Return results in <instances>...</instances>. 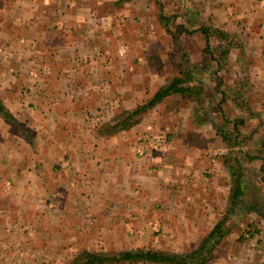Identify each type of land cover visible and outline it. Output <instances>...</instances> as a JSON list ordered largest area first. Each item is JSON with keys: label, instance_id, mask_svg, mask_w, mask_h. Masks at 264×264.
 Masks as SVG:
<instances>
[{"label": "crops", "instance_id": "crops-1", "mask_svg": "<svg viewBox=\"0 0 264 264\" xmlns=\"http://www.w3.org/2000/svg\"><path fill=\"white\" fill-rule=\"evenodd\" d=\"M194 1L205 10V0ZM208 2L219 23L249 39V62L230 61L238 76L249 72V99L264 103V0ZM155 5L0 0V99L13 117L0 115V264H70L97 249L185 253L227 214L230 148L197 119L196 102L177 106L170 99L183 97L173 95L129 130H100L153 98L180 67ZM151 130L168 134L170 150L136 155ZM252 185L243 212L257 207ZM257 209L229 215L220 240L227 252L211 264H264V253L242 247L249 229L264 249Z\"/></svg>", "mask_w": 264, "mask_h": 264}, {"label": "trees", "instance_id": "trees-1", "mask_svg": "<svg viewBox=\"0 0 264 264\" xmlns=\"http://www.w3.org/2000/svg\"><path fill=\"white\" fill-rule=\"evenodd\" d=\"M187 14H184V18ZM159 19L162 22L165 21L163 14L159 15ZM167 31L171 33L169 25L163 24ZM202 33L205 39L204 52L207 56H210V61L215 63L214 68H217L214 74H218L222 70H228L230 66L229 60L233 50L241 48L236 37L229 32L222 30L221 28L205 23V26H201L198 29ZM188 34L189 32L186 30ZM182 62L179 65L178 71L175 78L166 86L162 87L153 98L145 102L143 105L138 106L133 111H126L119 116L114 124L105 125L100 130H105L108 135H114L120 131L129 130L135 125L139 124L146 113L155 108L158 104L162 103L166 98L173 95H180L183 98L190 99L197 103L198 106H202L203 103L214 99L216 96L218 99L217 108L218 112L222 115L225 113V108L222 107L224 101H228L229 95L226 90H221L223 85H226V79L222 76L218 77L217 82L214 86V97L213 94H208L207 84L210 77L207 76L209 71V65L205 67H199V65L190 64L188 61V54L182 52ZM187 64V66H186ZM190 64V65H189ZM184 68V69H183ZM182 69V70H181ZM194 69L195 73L190 70ZM205 72V86L203 74ZM236 85H245L243 82H238ZM231 87V86H230ZM236 91L232 93L234 100L239 98L243 93L241 89L232 87ZM210 105H208L209 107ZM222 107V109H221ZM238 111L246 110L247 108L243 105L237 106ZM205 113H207L205 111ZM208 114V113H207ZM0 115L7 122L13 121V117L10 115L2 100L0 99ZM252 112L250 116H254ZM221 119V118H220ZM225 124H217L216 118L205 117V122H211L215 127L217 135L222 138L228 148L235 149L239 147L240 143L236 142L241 136V130L239 124H243L244 121H235L232 123V128L227 129L226 119L223 118ZM230 124V123H229ZM235 137V138H234ZM225 162L229 165L230 173L232 176V190L229 201V209L224 218L219 221L217 226L213 229L210 235L198 244L196 248L186 253L169 252L160 249H137V250H123L119 252H92L82 251L70 264H209L213 260V253L216 246L220 243V240L226 235L225 223L230 214L236 213V209H240L239 216H244L249 210H256L257 207L249 208L245 212L242 210L246 206L245 195L248 189V181L246 175L243 172L242 163L237 158L230 156L225 157ZM232 163V164H231ZM259 215H262L261 211L257 209Z\"/></svg>", "mask_w": 264, "mask_h": 264}, {"label": "rangeland", "instance_id": "rangeland-1", "mask_svg": "<svg viewBox=\"0 0 264 264\" xmlns=\"http://www.w3.org/2000/svg\"><path fill=\"white\" fill-rule=\"evenodd\" d=\"M153 1L156 2L155 11L159 12V15L163 14L165 16V21L162 23L160 21L162 27L165 28V26L163 25L164 23L168 24L171 34H173V37L175 38V43L177 46L176 47L177 58L180 59V61L182 62L183 60L181 58V54L182 52H186L190 60L188 62L192 64V66L199 65V67L200 66L205 67L209 65V71L207 72V76L210 77V79H208V84H207L208 94L210 95L213 94L214 97L213 89L215 83L218 80V77L222 76L223 78L226 79V85H223L221 88V90L223 89L226 90L229 95L228 101H224L222 105V107L225 108V113L222 112L223 113L222 115L227 122L226 128L231 129L232 128L231 125L235 121L242 120L244 122L243 124H239L241 130V136L239 137L238 140H236V142L240 143L239 147L232 150L229 149L225 157L228 155L232 158L233 157L237 158V160H239L242 163L243 172L246 175V180L249 182V184L250 183L251 185L253 184L252 186L256 189V191L254 190L253 192L250 191L248 193L250 195L248 197V201L251 198L252 201H255L254 204H256V206L259 207L260 210L261 209L263 210L262 216L264 219V186L259 187V184H257V181L264 182V116H263L264 114L255 117L250 116L251 112L253 114L263 112L262 109L264 107V103L261 101H256L255 99L254 100L251 98L249 99L250 97L249 94H251V85H252L251 79L249 77V72L243 71V74L238 76L235 70H233V65L230 60H229L230 66L228 67V70H222L218 74L217 73L214 74V71L216 72L217 68L213 67L215 66V63H212L210 61V56H207L204 52L206 46L205 39L202 33L198 31V29L201 26H205V23H207V24H213L221 28L222 30L234 35L238 40L239 46H241V48L233 50L231 57L232 58L235 57L239 62H243V63L249 62L248 56L242 52V50H245V47L248 45L249 39L245 37L244 34H239L238 32L239 29L237 27L236 29H231L230 27L228 28L227 26H224L221 23H219L218 13L220 9L218 10V8H216V5L214 7L212 4L208 2V0H205V10H203L202 6H200L194 0H153ZM184 14H187L186 18H184ZM237 23L238 25H242V24L247 25L246 21L241 22L236 20L234 24L237 26ZM186 30L192 33L188 34ZM235 51H238L239 53H236ZM190 71L192 73H195V75L198 74L197 72L194 71V69ZM203 78H204V86H205V72L203 74ZM232 80H234V83L229 84L231 83ZM238 82H243L245 85H236ZM232 87L238 88L239 90L242 88L241 92L243 94L236 100L232 99L233 98L232 93L236 94V91L230 89ZM207 98L209 100L206 103L204 102L202 106L197 105L199 107L198 109L199 111H197V113L200 114L199 116L197 115V119L199 118L201 120H205V117H207L210 120L212 117H214L216 118L217 124L219 122H220L219 124H225V122H223L222 115L218 112V108H217V104L220 99H218L217 96L212 100H210L211 97L210 98L207 97ZM170 102L179 106L185 103L186 101L184 100V98H178V99L172 98L170 99ZM208 105L210 106L208 107ZM240 105L245 106L247 109L242 111H240L241 110L240 109L238 111L237 109L239 108L237 106ZM205 111L208 114L205 113ZM167 137L169 140L168 134ZM254 192L258 193L257 196L254 195ZM236 219H239V216L236 217ZM248 231L244 235H242L243 237L242 240L244 241L242 244L243 249H245L244 247H246L245 250L248 249L251 250L254 248L257 249L259 253H264V249L263 248L261 249L256 238H254V236L252 237ZM149 249H156V248H149ZM160 250H164V249H160ZM226 250H227L226 245L219 243L216 246V249L214 250L213 260L209 264L216 262L219 256H222L227 252ZM110 251L116 252L114 250H110ZM166 251L173 252L172 250H166ZM189 251L191 250H188L186 252ZM95 252H103V251L97 249ZM238 258L240 260V256Z\"/></svg>", "mask_w": 264, "mask_h": 264}, {"label": "built area", "instance_id": "built-area-1", "mask_svg": "<svg viewBox=\"0 0 264 264\" xmlns=\"http://www.w3.org/2000/svg\"><path fill=\"white\" fill-rule=\"evenodd\" d=\"M169 143L166 133L151 130V133L149 131L147 135L139 138L135 144V153L141 157H153L155 154L167 153L170 150L171 144Z\"/></svg>", "mask_w": 264, "mask_h": 264}]
</instances>
